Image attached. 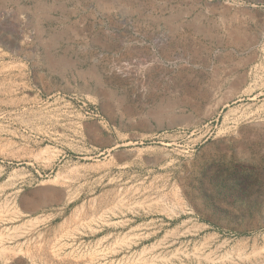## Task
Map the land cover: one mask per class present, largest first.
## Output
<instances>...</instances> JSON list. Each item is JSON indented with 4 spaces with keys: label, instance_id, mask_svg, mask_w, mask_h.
<instances>
[{
    "label": "rangeland",
    "instance_id": "374dc122",
    "mask_svg": "<svg viewBox=\"0 0 264 264\" xmlns=\"http://www.w3.org/2000/svg\"><path fill=\"white\" fill-rule=\"evenodd\" d=\"M0 74V264H264V0H0Z\"/></svg>",
    "mask_w": 264,
    "mask_h": 264
},
{
    "label": "bare ground",
    "instance_id": "6f19581e",
    "mask_svg": "<svg viewBox=\"0 0 264 264\" xmlns=\"http://www.w3.org/2000/svg\"><path fill=\"white\" fill-rule=\"evenodd\" d=\"M1 75V74H0ZM6 80V79H5ZM12 89V88H11ZM16 92V91H15ZM101 155H103V153H101ZM98 156V155H97ZM95 158V157H94ZM84 160V158H82ZM93 158H86V160H92ZM94 160V159H93ZM97 160V159H96ZM94 164V163H93ZM99 164V163H98ZM95 165V164H94ZM93 168V167H91ZM111 209V208H110ZM118 210V209H117ZM197 259V258H196ZM262 263V262H261Z\"/></svg>",
    "mask_w": 264,
    "mask_h": 264
}]
</instances>
